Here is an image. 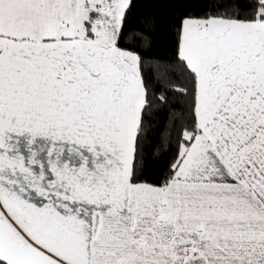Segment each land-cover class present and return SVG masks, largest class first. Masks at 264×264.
<instances>
[{
  "label": "snow or ice",
  "instance_id": "obj_1",
  "mask_svg": "<svg viewBox=\"0 0 264 264\" xmlns=\"http://www.w3.org/2000/svg\"><path fill=\"white\" fill-rule=\"evenodd\" d=\"M138 2L0 0V264H264V0Z\"/></svg>",
  "mask_w": 264,
  "mask_h": 264
},
{
  "label": "trees",
  "instance_id": "obj_2",
  "mask_svg": "<svg viewBox=\"0 0 264 264\" xmlns=\"http://www.w3.org/2000/svg\"><path fill=\"white\" fill-rule=\"evenodd\" d=\"M153 13L158 15L160 24L153 53L157 56L170 57L174 54L176 39L171 26L175 23L174 16L178 14V9L171 0H149V2L139 0L133 16L130 18V26H135L137 18ZM195 14L200 15L202 12L197 11ZM157 119L159 122L160 118L158 117Z\"/></svg>",
  "mask_w": 264,
  "mask_h": 264
}]
</instances>
